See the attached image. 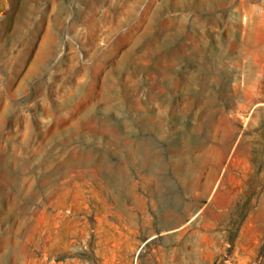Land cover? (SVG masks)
Instances as JSON below:
<instances>
[{"label":"rangeland","instance_id":"1","mask_svg":"<svg viewBox=\"0 0 264 264\" xmlns=\"http://www.w3.org/2000/svg\"><path fill=\"white\" fill-rule=\"evenodd\" d=\"M0 264H264V0H0Z\"/></svg>","mask_w":264,"mask_h":264}]
</instances>
